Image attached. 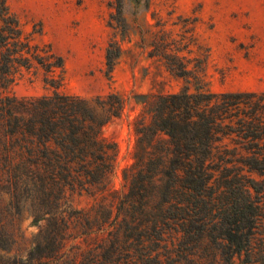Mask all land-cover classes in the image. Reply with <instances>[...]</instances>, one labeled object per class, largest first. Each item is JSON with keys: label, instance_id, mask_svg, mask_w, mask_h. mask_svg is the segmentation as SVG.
I'll return each instance as SVG.
<instances>
[{"label": "trees", "instance_id": "1", "mask_svg": "<svg viewBox=\"0 0 264 264\" xmlns=\"http://www.w3.org/2000/svg\"><path fill=\"white\" fill-rule=\"evenodd\" d=\"M148 6L149 0H115L108 26L124 35L126 16ZM120 56L111 41L109 73ZM164 56L177 77L202 87L155 96L151 122L138 131L144 159L136 156L123 171L126 189L112 191L119 150L102 132L121 117L124 100L115 93L88 100L60 92L63 58L34 45L0 0V202L8 201L0 212V264H164L161 248L171 254L164 255L167 264H234L235 257L253 263L264 219V92L213 93L185 58ZM22 68L43 70L54 92L5 93ZM77 189L102 200L88 212L75 211L68 193ZM6 215L27 217L38 228L26 257L13 254ZM78 232L98 240L81 260L76 247L66 250Z\"/></svg>", "mask_w": 264, "mask_h": 264}, {"label": "rangeland", "instance_id": "2", "mask_svg": "<svg viewBox=\"0 0 264 264\" xmlns=\"http://www.w3.org/2000/svg\"><path fill=\"white\" fill-rule=\"evenodd\" d=\"M5 1L34 45L63 58L60 92L88 100L115 93L124 100L121 117L102 132L119 150L112 191L125 190L123 171L135 163L136 156L144 159V132L138 131L151 122L148 110L155 96L178 93L186 86L191 91L202 87L193 78L188 83L171 72L165 54L185 58L188 70L213 93L264 92V0H149L148 8H141L137 16H126L124 35L108 26L116 12L115 0ZM111 41L121 47V56L109 73L106 52ZM44 77L41 69L22 68L5 93L17 98L52 94L54 89L44 83ZM226 143L233 147L229 140ZM68 195L75 211L88 212L102 200L100 193L80 189ZM7 204L4 197L0 212L7 210ZM5 224L16 240L13 254L26 257L38 228L27 217L7 216ZM74 236L66 250L76 247L73 252L80 260L98 245L96 239L85 241L80 232ZM254 246L252 264H262L264 219ZM169 248L173 249L171 241ZM159 252L167 264L164 255L171 254L163 248ZM241 261L234 258V264Z\"/></svg>", "mask_w": 264, "mask_h": 264}]
</instances>
